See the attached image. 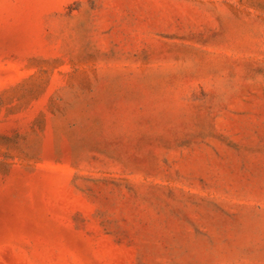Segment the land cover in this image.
I'll return each instance as SVG.
<instances>
[{
    "label": "rangeland",
    "instance_id": "obj_1",
    "mask_svg": "<svg viewBox=\"0 0 264 264\" xmlns=\"http://www.w3.org/2000/svg\"><path fill=\"white\" fill-rule=\"evenodd\" d=\"M0 264H264V0H0Z\"/></svg>",
    "mask_w": 264,
    "mask_h": 264
}]
</instances>
